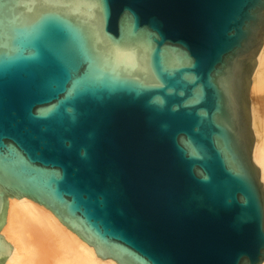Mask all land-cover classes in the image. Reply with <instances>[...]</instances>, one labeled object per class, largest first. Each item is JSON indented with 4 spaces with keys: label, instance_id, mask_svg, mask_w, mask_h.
Wrapping results in <instances>:
<instances>
[{
    "label": "water",
    "instance_id": "water-1",
    "mask_svg": "<svg viewBox=\"0 0 264 264\" xmlns=\"http://www.w3.org/2000/svg\"><path fill=\"white\" fill-rule=\"evenodd\" d=\"M263 42L264 0H0V264L11 197L118 264H261Z\"/></svg>",
    "mask_w": 264,
    "mask_h": 264
},
{
    "label": "bare ground",
    "instance_id": "bare-ground-1",
    "mask_svg": "<svg viewBox=\"0 0 264 264\" xmlns=\"http://www.w3.org/2000/svg\"><path fill=\"white\" fill-rule=\"evenodd\" d=\"M252 96L253 156L264 186V42L252 76ZM1 232L12 250L3 264H118L112 258L98 257L92 245L68 229L50 209L28 197L10 198Z\"/></svg>",
    "mask_w": 264,
    "mask_h": 264
},
{
    "label": "rangeland",
    "instance_id": "rangeland-1",
    "mask_svg": "<svg viewBox=\"0 0 264 264\" xmlns=\"http://www.w3.org/2000/svg\"><path fill=\"white\" fill-rule=\"evenodd\" d=\"M263 105V106H262ZM264 103H261V108H262V110H263V113H264Z\"/></svg>",
    "mask_w": 264,
    "mask_h": 264
}]
</instances>
